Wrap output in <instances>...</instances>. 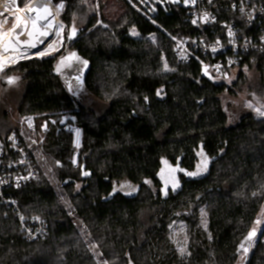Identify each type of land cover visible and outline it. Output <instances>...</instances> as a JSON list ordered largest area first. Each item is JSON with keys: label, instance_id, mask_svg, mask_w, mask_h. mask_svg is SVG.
Wrapping results in <instances>:
<instances>
[{"label": "trees", "instance_id": "obj_1", "mask_svg": "<svg viewBox=\"0 0 264 264\" xmlns=\"http://www.w3.org/2000/svg\"><path fill=\"white\" fill-rule=\"evenodd\" d=\"M89 1L51 3L64 4L61 20L70 26ZM114 2L121 10L115 12L114 7L113 15L105 0L99 2L100 12L91 11L83 31L67 42L72 45L69 53L18 65L25 83L19 115L39 121L75 116L82 141L73 165V136L51 127L40 145L43 159L36 148L33 151L37 178L18 189L4 188L0 264H97L44 161L108 264H238L243 253L239 245L264 210V117L245 113L230 123L222 96L234 88L205 71L209 58L204 54L193 52L187 64L176 58L179 40L207 34L190 25L191 6L157 0ZM221 11L226 12L221 20H229L225 6ZM131 29L139 37L131 36ZM207 35L214 39L212 33ZM70 53L87 61L78 68L80 83L74 85L102 103L99 109L78 101L73 85L56 69L58 60ZM242 61L256 72V90L264 97L261 60L250 63L244 55ZM165 63L171 71L164 70ZM248 80L240 69L235 87ZM2 97L0 142L12 132L20 133L9 127ZM205 159V172L186 174L196 172ZM164 162L177 172L175 190L161 179ZM122 185L130 192L135 189L133 194L121 192ZM20 215L29 222L44 220L46 235L27 239ZM174 222L186 227V256L173 241ZM251 248L246 264H264L259 245L249 256Z\"/></svg>", "mask_w": 264, "mask_h": 264}, {"label": "built area", "instance_id": "obj_2", "mask_svg": "<svg viewBox=\"0 0 264 264\" xmlns=\"http://www.w3.org/2000/svg\"><path fill=\"white\" fill-rule=\"evenodd\" d=\"M222 5L229 12L227 21L220 18L226 14V12L222 14ZM5 7L8 12L0 10V13H4L0 18L9 15V0ZM204 13H208L207 22L201 19ZM188 14L192 27L207 34L212 33L214 39L211 40L206 34V36L185 37L179 40L175 55L180 63H189L194 55L193 52H200L209 58L208 72L217 80L226 81L233 72L239 74L240 69L244 73L250 71L247 64H242L245 55L250 57V63H256V59L261 60L264 75V0H211V2L196 0V4L191 5ZM194 19L197 21L196 24L192 23ZM4 28L5 24L0 31ZM229 32L232 35H229ZM213 48L216 50L213 51ZM253 53L257 56H251ZM23 124L30 137L21 132H12L4 142H0V196L4 188L18 189L37 178V157L33 151L35 147L43 144L51 127H56L58 130L65 129L75 134L77 131L81 133L77 118L70 114L56 119L45 118L42 121L34 116H28L24 118ZM21 217L20 215V223L27 239L37 240L46 235L47 223L44 220L35 218L29 222ZM257 219L261 220L260 225H256ZM257 219L254 222L257 234L252 246L255 243L259 245L264 256V214ZM248 259L245 258V263Z\"/></svg>", "mask_w": 264, "mask_h": 264}, {"label": "rangeland", "instance_id": "obj_3", "mask_svg": "<svg viewBox=\"0 0 264 264\" xmlns=\"http://www.w3.org/2000/svg\"><path fill=\"white\" fill-rule=\"evenodd\" d=\"M32 1L33 0H24L25 5L21 6V0H17L16 4H13L11 2V0H9V3H10L9 9L11 12L14 11L16 8L23 9L28 4H30ZM100 1H102V0H90L89 3L86 4L87 7L85 8V10L84 11L80 10V12L81 11H83V12H81V13L78 12L75 16H73L72 24L70 26H67L62 22L61 15L63 14V9H61L59 11V14L56 15L55 17L57 18V20L61 24L64 25V28H63L62 32L59 34V36L57 37V40L55 41L52 50L47 51V54H45L44 56H31V57H28L27 59L25 58V60L24 59L20 60L15 65L10 66L6 69V70L9 69V72L7 74L5 73L6 70L0 71V74L5 73L3 75V77H12V76L18 77L16 82L11 84L3 92H2L1 85H0V97L3 96L2 97L3 100H5V102H7V105H8L7 112L9 115V127H14L16 129H19V131L21 133H23L25 136L30 137V135L26 132V129L24 128V124H23L24 118L21 115H19V113L17 112V107H18V104L20 103V101L22 99V95H23L24 88H25V83L22 80V76L20 75L19 71L17 70L18 65L21 62L30 60L32 58L41 59V58H47V57H54L55 55H57L59 53H64V54L69 53L71 51V46H72L71 44L69 45L67 43L68 37L70 34V30L74 26L76 28V32L80 31V33H81V31H83V28H85V24L87 22V16L89 17V14L91 13V11L96 10L95 12L98 13ZM105 1H107V4H108L106 7L109 9V12H112L111 15H113L114 14V7H115L114 6L115 5L114 0H105ZM157 1L160 4H171V5H179V6H184V7H188V6L192 5V4L186 5L183 2V0H180V2H178V3L172 2V0H157ZM52 5L50 6L51 10L55 13L56 6L53 5L55 7V9H54ZM118 7L117 6L115 7V12H120L121 9H118ZM99 9L101 10V8H99ZM86 11H88V12H86ZM14 16L15 15H7V17H8L7 23L5 24V28L3 30H1L3 33L5 31H9L10 28H13V25L16 23ZM4 18L5 17H1L0 20H3ZM99 24H100V22H99ZM101 25L104 28L107 27L106 25H103V24H101ZM130 34L133 37H139V32L136 29H131ZM6 36H7L6 39H8L9 35H6ZM6 39H4V40H6ZM6 54H7L6 56L11 57L13 53H12V51H9ZM5 61H7V60H5ZM81 64H82V62L77 56L74 57L73 59H71L70 62L68 63L67 66L68 67L70 66L71 70H73V72L71 73V78L69 79L70 81H72V82L76 81V77L79 76V69L78 68H80ZM255 73L256 72L251 71V70L247 71L246 74L248 75L249 80L247 83L241 84L239 87L238 86L235 87V84H234L235 80L237 78V74H238L237 72H233L231 77L225 81L230 87L234 88L232 93L225 92L222 96L223 104H224L225 108L227 109V112L229 114L230 123H232V124L237 123L245 113H253L257 117H262V116H259L257 114V112L254 110L255 108L264 109V97L259 95L257 93V90H256L258 83H257V76ZM72 94L76 97V99L78 101H80L83 105H85L87 107L92 106L94 109L95 108L99 109L102 106L101 105L102 103L97 101L85 89H82L80 84H76V85L73 84ZM249 104H251L253 107H251V108L248 107ZM77 125H78V121H77ZM58 131L60 133L64 132L66 134H71L73 136L74 156H73L71 162L73 165H77L79 150L81 148L82 131H81V133H79V138H78L79 146H77V135L75 133L66 131L65 129H62V130L57 129V132ZM35 148H36L37 154L40 157H42V159H43L42 147L38 146ZM202 159H203V157H202ZM203 161L200 164L201 168L203 167ZM44 164L46 165L45 166L46 170L49 171V172H47V175L51 179V182H52L53 186L55 187L59 197L62 200V202L64 203V205L67 208H69L70 215L75 219V222L78 226L80 234L82 235L84 241L86 242L88 248L90 249L92 255L94 256L95 261L97 262V264H108V262L106 261V259L102 255V253L98 250L96 244L92 241V239L88 235L87 230L85 229V226L83 225V223L75 215V212L73 211L72 207L70 206V203H69L68 199L66 198L64 191L60 187L61 185H60L59 181L53 175L50 174V173H52L51 167L48 166V163L46 161H44ZM203 172H205V171H203ZM161 179L164 182V184L167 186L166 187L167 189L173 188V185H177V183H176L177 182V172L175 169H172V167H170L166 162H164L163 172L161 174ZM121 192H124L127 194H133V191L132 192L128 191V188H126L125 186L123 187V190H121ZM263 214H264V210H263ZM171 232H172L173 241H174L176 247L178 248V250L181 247L186 248V251L183 255L180 253L182 256H186L188 253L187 252L188 237L186 234V227H185L184 223L174 222L171 225ZM255 247H256V243L251 248V252H250L249 256L252 255ZM246 256H247V254L245 255L244 253H242L239 257L238 264H246L245 263Z\"/></svg>", "mask_w": 264, "mask_h": 264}, {"label": "snow or ice", "instance_id": "obj_4", "mask_svg": "<svg viewBox=\"0 0 264 264\" xmlns=\"http://www.w3.org/2000/svg\"><path fill=\"white\" fill-rule=\"evenodd\" d=\"M11 2L13 4L17 3V0H11ZM172 2H180V0H172ZM183 2L187 5V4H192L195 5L196 4V0H183ZM209 2H211V0H209ZM51 0H45V3L43 4H39L36 6H32L31 4H29L27 6V14L29 19L31 20V24H32V28L30 31L27 32L28 35V39L21 41L20 40V36L24 35V32L27 28V24L25 23L24 27H21V17L19 15H15L14 19L16 21V23L13 25V28L9 30V33L5 34L2 31H0V71H4L5 68V60H9L11 59L9 56H6L5 53L9 52V51H18L21 45H26L27 47H36V45L34 43H32V38L35 35L37 36H47L48 32L47 31H40L37 28L38 23L41 25V27L43 29H50L55 27L56 28V35L59 36L60 31L63 30L64 25L61 23H57L54 25L53 21L55 20V16L59 14V11L61 9H63L64 4L61 2L56 6V11L55 13L51 10ZM6 11H8V9L6 8ZM21 11H23V9H21ZM241 11H243V8H241ZM35 14V15H33ZM0 16H4V13H0ZM204 22H207L208 20V13H204L203 17L201 18ZM8 17L6 16L3 20H0V29L3 28V25L7 23ZM193 24H196L197 21L194 19L192 21ZM17 29H20L19 31H17ZM76 32V28L73 26L69 35V39L72 38V36L75 35ZM14 33V35H12ZM135 34V33H134ZM5 35H9L10 39L8 40L7 43L4 42V37ZM229 35H232L231 32H229ZM41 43H43V41H40ZM218 43V42H217ZM53 45L50 43L47 45L46 49L41 51L39 53L40 56H44L48 50L52 49ZM216 49L213 48V51H215ZM72 57H75L76 54L72 53L71 54ZM67 59V58H65ZM15 62V61H13ZM85 66L87 65V61H83L82 62ZM164 70L165 71H171L172 69H169L167 63L164 64ZM206 71V70H205ZM207 74V73H206ZM18 79V77H9L7 83L9 84H13L16 82V80ZM77 81L79 82L80 77L77 76L76 77ZM160 94V91L157 92V95ZM147 100V97L145 98ZM248 107H253L251 104L248 105ZM257 114L259 116L264 117V109L262 108H255L254 109ZM77 135V146H79L78 143V138H79V131H77L76 133ZM207 170V160L205 159V161H203V167L201 168L200 166H198V170L196 172H192V173H186L189 176H196L201 174L203 171ZM83 175H89V173L84 172ZM124 186L122 185L121 188H123ZM176 185H173V190H175ZM135 189H133L134 191ZM116 191V189H114V192ZM166 194V193H165ZM253 195H257V193H253ZM201 215L202 217H206L207 213L204 212V210H201ZM21 219H23V217H21ZM38 219V217L36 218ZM202 223H204L205 228L207 227V223L206 220H203ZM256 225H260L261 224V220L257 219L256 220ZM257 234V228L254 227L251 231H249L247 237H245V241L241 242V244L239 245V249L243 251V253L246 255L249 251V249L252 247V243L254 241V238ZM186 251L185 247H181L179 248V252L183 255Z\"/></svg>", "mask_w": 264, "mask_h": 264}, {"label": "bare ground", "instance_id": "obj_5", "mask_svg": "<svg viewBox=\"0 0 264 264\" xmlns=\"http://www.w3.org/2000/svg\"><path fill=\"white\" fill-rule=\"evenodd\" d=\"M6 3H7V0H0V10L8 12V11H6V7H5ZM43 3H45L44 0H35V1L33 0L30 4L32 6H36V5L43 4ZM27 6L23 8V11H21V9L16 8L14 11L11 12L10 9H9V15H19L21 17V22H20L21 23V27H24L25 23L27 24V28H26V30L24 32V35L20 36V40L21 41L28 39L27 32L30 31L31 28H32L31 20L29 19L28 14H27ZM53 8L55 9L54 6H53ZM33 15H35V14H33ZM53 23L55 25V24L60 23V22L55 17V20L53 21ZM37 28L40 31H47L48 35L47 36H37V35L34 34V36L32 38V43H34L36 45V47H27L26 45H21L18 51H15V52L12 51L13 54L10 57L11 59H9V60L4 62L5 63V68L4 69L15 65L17 62H19L22 59L25 60V58L27 59L28 57H31V56H40L39 53L41 51L45 50L47 45L50 44V43L54 46V43H55V41L57 40V37H58L55 34L56 33V28L53 27V28H50V29H43L39 23L37 25ZM10 29H12V28H10ZM19 30L20 29H17V31H19ZM61 32L62 31H60V33ZM4 33L7 34V33H9V31H5ZM12 35H14V33ZM6 38H7V36L5 35L4 39H6ZM8 39H10V36H8ZM8 39L4 40V42L7 43ZM40 41H43V43H41ZM51 50L52 49H50L48 51H51ZM5 55H7V54L5 53ZM13 61H15V62H13Z\"/></svg>", "mask_w": 264, "mask_h": 264}, {"label": "water", "instance_id": "obj_6", "mask_svg": "<svg viewBox=\"0 0 264 264\" xmlns=\"http://www.w3.org/2000/svg\"><path fill=\"white\" fill-rule=\"evenodd\" d=\"M71 32V30H70ZM80 34V31L76 32L74 36H72L71 39H69L68 37V41H72L74 40L78 35ZM70 35V34H69ZM72 53L68 54V55H65L64 57H61L59 60H58V63H57V66H56V69L59 71V73L61 74V76L63 77L64 81L67 83V85L69 86H72L74 84V82L70 81L69 79L71 78V73L73 72V70H71L70 66L68 67V63L70 62L71 59H73L74 57L71 56ZM76 54V53H75ZM76 57V56H75ZM67 58V59H65ZM206 71L208 70V68L205 69ZM6 80L5 79H2L0 77V84L3 85L5 84ZM76 82L77 83H80V80L79 82L77 81L76 79Z\"/></svg>", "mask_w": 264, "mask_h": 264}, {"label": "flooded vegetation", "instance_id": "obj_7", "mask_svg": "<svg viewBox=\"0 0 264 264\" xmlns=\"http://www.w3.org/2000/svg\"><path fill=\"white\" fill-rule=\"evenodd\" d=\"M0 77H1L2 79H5V80H6V81H5V82H6L5 84H3V85L0 84V85H1V88H2V92H3V91L6 90L11 84L7 83L9 77H3V76H1V75H0Z\"/></svg>", "mask_w": 264, "mask_h": 264}]
</instances>
